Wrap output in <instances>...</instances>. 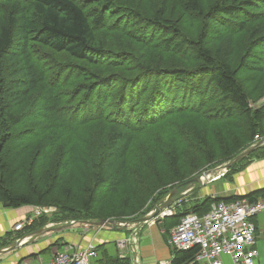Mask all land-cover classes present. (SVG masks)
I'll return each mask as SVG.
<instances>
[{
  "label": "trees",
  "instance_id": "1",
  "mask_svg": "<svg viewBox=\"0 0 264 264\" xmlns=\"http://www.w3.org/2000/svg\"><path fill=\"white\" fill-rule=\"evenodd\" d=\"M126 3L124 0H0V202L5 208L40 207L48 203V196L63 181V176H60L50 184L43 185L46 174H37L35 178L25 164L24 175H29L24 178L29 183L24 187L27 191H13L10 186L13 165L6 153H11L13 148L8 143L9 136L3 122L8 127L23 124L22 114L12 109L29 98L34 90L43 88L45 103L54 107L50 108L53 115H48L52 124L55 113L59 117H67L66 121H75L79 107L82 109L83 105H87L92 109L95 106L93 98L102 99V93L109 90L111 98L105 96L104 107L99 114L107 123L103 125V130L110 123L118 128L106 130V133L102 130L92 134L90 131L82 137V156L90 160L82 159V164H87V180H84L85 193L81 199L82 220L78 221L120 222L116 217L117 212L113 213L102 203L108 195L119 193L118 187L125 180V172L130 174L127 157L132 144L154 150L146 152L152 156V162L146 169L157 179H163L167 157L171 158V168L176 170L181 164L180 160L188 156L192 158L189 169L197 172L205 165L216 167L226 164L264 139V110L251 106L253 97L262 94L264 77L249 76L250 79L245 80L246 74L241 72L245 69L251 71V68L252 74H264V66L259 58L248 60L254 53L252 44L250 56L235 60L234 37L245 31L248 25L247 20L239 21L237 18L246 6L245 2L211 0L207 6H203L201 0H184L185 10L178 17L168 15L163 6L152 15L131 8ZM185 14L197 15L196 19L204 27L196 37L189 35L180 23V17ZM131 22L145 28L141 36L146 50L162 51L186 61L193 60L195 65L187 68L173 64L169 67L162 62L143 61L142 67L139 60H125L123 50L133 56L130 44L123 45L122 39L109 43L99 32L109 26L114 31L117 28L125 29ZM211 28L229 31L228 36L224 41L210 45L207 37ZM149 29L154 31L143 38ZM256 39H264V33ZM51 55H63L66 62L62 59L50 62L53 60ZM69 59L76 60V70L70 78L73 84L68 81L69 76L61 78V74L69 71L66 65ZM50 65L55 72L48 68ZM152 86L157 90L153 91ZM57 87L62 91L59 92ZM70 94L76 104L72 117L64 107L65 99ZM212 102L217 104L211 106ZM97 105L102 103L99 101ZM107 110L110 115H107ZM83 113L86 119L89 113ZM87 136H91V139ZM51 145L52 141L48 147ZM162 145L169 146L168 156L161 149ZM254 156L264 159V146L234 165L226 175L234 174L231 176L234 177ZM114 158L116 164L121 165L116 172H110L106 165ZM88 162L92 163L91 166ZM133 175L132 180L138 178L136 174ZM191 179L193 177L176 183L155 208L174 189ZM69 189L66 188L67 197H71ZM263 198L264 189H260L247 196H207L191 206L184 201L176 215L166 217L167 220L163 222L170 232L185 215L196 213L203 216L211 211L213 204ZM25 230L19 233L18 238L25 235ZM10 234L1 238L0 248L14 242L15 239L7 240ZM174 251L172 264H197L195 259L199 247ZM107 264L131 263L126 258L108 261Z\"/></svg>",
  "mask_w": 264,
  "mask_h": 264
},
{
  "label": "rangeland",
  "instance_id": "2",
  "mask_svg": "<svg viewBox=\"0 0 264 264\" xmlns=\"http://www.w3.org/2000/svg\"><path fill=\"white\" fill-rule=\"evenodd\" d=\"M125 1L127 2V6L138 9L140 12L152 15L156 14L161 6L165 8L168 15L173 17L180 16V12L185 10L184 0H124V2ZM232 1L245 2L246 6L243 8V11L240 12L237 18L239 21L247 20L248 22L246 30L234 37V46L236 51L235 60L240 61L242 57L250 56V47L252 44L254 47L252 52L254 53L248 58V60H258L259 58L264 66V39H256L258 36L264 33V3L261 2H264V0ZM201 2L203 6H207L211 0H201ZM195 16L197 15L185 14L180 17V23L182 27L187 32H189V35H192V37H196L204 28L202 27L201 21L196 19L197 17ZM123 28H117L114 31L113 27L109 26L104 29L105 31L102 30L99 33L100 36L106 41H109V43H114L117 39H122L123 45L130 44V46L133 48V56L127 53V51L123 50L124 53H126L125 60H130L129 62H132L133 60H139L138 62L140 65H142V67H144L142 63L143 61H150L151 63L162 62V64L169 67L173 66V64H179L187 68L195 65L193 60L186 61L178 59L176 56L166 55L162 51L146 50V48H144V43L141 36V33L145 28L140 26L138 27L135 24H132V22L129 23L125 29ZM153 31V29H149V32L143 38L148 37L150 32ZM228 33L229 31L224 32V30L220 28H211L209 30L207 39L210 42V45L218 44L220 41H224V39L228 36ZM136 39L138 41H136ZM107 45L112 47L109 44ZM117 53L119 52H116V54ZM59 56L61 58L51 55L50 58H53V60L50 62L62 59V61L65 63V57H63V55ZM75 61L76 60L72 59L67 60L66 65L69 71L61 74L62 79L69 76L68 81L71 82L70 78L72 77V73L76 70ZM45 63V61L42 63L44 68H46ZM50 67L48 66V68L53 71V67L51 65ZM249 69L251 71L246 69L241 71L243 74H246L244 76L245 80H249V76L251 78L256 76H259L260 78L264 77V74L261 73L252 74V69ZM55 71L56 70L53 72ZM166 86L169 89V84ZM56 89L59 90V92L62 91V89L58 87ZM146 90L151 92L152 90H157V88L152 86V90L148 88H146ZM108 92L109 90H105L102 93V99L99 97L93 98L92 103H94L95 106L92 109H89L87 105H83L82 109L79 107L78 117L75 119V121H66L67 117H64V115L59 117L58 113H55L54 118H52L54 120V125L51 123V119L48 118V115H53V111L50 108L54 107L51 105L47 106L48 102L45 103L44 94L46 95V93H44V89H38L37 91L34 90L30 94L29 98L27 97L22 102L16 104L12 109L17 114H22L23 124H20L17 127H8V124L5 123V121L3 122L4 130L9 136L8 143L13 148L11 153H6V157L13 165V173L11 175L12 182L10 184L13 191H27V188L24 187H26V185L29 183L24 178L29 175L28 173L27 176L24 175L23 166L25 164H27V169H31L33 174H35V178L37 174H46L42 180L44 182L43 185L47 183L50 184L52 180L63 176V181L58 184L59 187L52 191V193L48 196V203H43L40 207L25 206L19 208L20 210H24L26 208L29 210V215L26 219H24V222L28 221L30 225H26V230L24 229L26 232L23 234L26 235L32 233L44 226L56 227L82 220L80 217L82 213L81 199L85 193L84 180H87L85 175L87 164H82V159L90 160V158L82 156V137L90 131H92V134L94 132L96 134L97 132L105 129L107 123L103 122V117L99 114V112L100 109L104 107L103 99L105 96L111 98L108 95ZM71 95L72 94L66 97L64 103V107L70 112V117L74 116L76 112V109L74 110L76 104ZM99 101L102 103L100 106L97 105ZM215 104L217 103L212 102L211 106H214ZM251 106L254 109L264 110V89H262L261 95L256 94L253 97ZM83 111L89 113L86 119ZM107 115H110L109 110H107ZM112 128H118V126L116 124L110 123L108 124V127H106V130L109 131ZM106 130H103V132L106 133ZM88 136L86 138L90 140L91 136ZM20 138H24V140H19ZM148 140L149 139H146V141ZM50 141H52V145L50 146L51 149L48 147ZM121 146H123V144H121ZM161 149L163 150L164 154L168 156L170 153L169 146L162 145ZM147 151L154 150H147L142 148V146H136L135 144L131 145V150L129 151L127 157L129 164H127L129 166L127 168H130V174L125 172V177L123 176V179L125 180L118 187L119 193L108 195L107 199L102 203V205L105 204L107 208L112 209L114 211L113 213L117 212L118 216L116 217L120 222H132L150 214L154 211L155 205L161 201L168 190L176 183H180L182 180L189 177L195 178L201 175L202 172L213 170L219 167L205 165L201 168V170L194 172L192 171L193 168L189 169L192 158L185 156L180 160L181 164L178 166V169L174 170L171 168L173 166L171 163V158L167 157L168 163L164 165L163 171L165 177H163V179H157L151 171L146 169V166L152 162V156L147 155ZM116 154L117 151L115 156ZM261 161H264L262 157L254 156L253 159H251L243 168V170L247 169L251 164ZM91 164L92 163L88 162V165L91 166ZM120 165L121 163H119V165L116 164L114 158L108 162L106 167L110 172H116L118 166ZM133 174H136L138 178L132 180V177H134ZM224 174V176H221L220 178L208 184H199L188 188V193L184 197V201L187 204L190 203L189 206H191L197 201V198L198 200H201L207 196H212L214 192L221 193L224 183L231 182L233 180V177L231 176L234 175L227 176V173ZM88 179H90V176ZM66 188H70L69 190L71 197L66 196ZM184 193L180 197L184 196ZM3 209L7 208H5L0 202V210ZM155 220L166 221L167 218H161L160 215L158 219ZM28 228H30V230ZM85 230L90 231V233L94 231H103L106 234L124 233L126 236L127 233V235L130 237L135 235L134 232L131 233V231L128 230L125 231L98 229L93 227H77L73 230L45 236L40 242H47V245L49 246L47 247L48 251L46 253L49 254H51V251L49 250H51L53 247L58 248L61 251L64 250L65 247L71 245L77 246L79 248L80 245H78V243L82 241V231ZM10 232L12 234H10L11 236H8V241L11 239L17 240L21 238H18V235L21 232H15L13 229L8 233ZM97 234L99 233L97 232ZM73 240L77 241L73 242ZM30 246L31 245H26L24 248ZM19 251H22V248L15 252ZM15 252L0 255V264H5L13 257Z\"/></svg>",
  "mask_w": 264,
  "mask_h": 264
},
{
  "label": "built area",
  "instance_id": "3",
  "mask_svg": "<svg viewBox=\"0 0 264 264\" xmlns=\"http://www.w3.org/2000/svg\"><path fill=\"white\" fill-rule=\"evenodd\" d=\"M187 193L188 191L167 208L161 218L175 216ZM262 213L264 198L257 201L243 199L219 202L203 216L196 213L185 215L172 231L170 244L176 251H189L199 247V254L195 259L197 264H260L256 249L258 232L255 220ZM26 225L30 223L18 222L13 230L22 232ZM139 230L133 228L131 232L135 235L130 240L119 241L122 250L126 249L129 241H135ZM133 249L136 251L135 247ZM98 256L94 242L83 248L81 245L79 248L71 245L57 251L51 264H91Z\"/></svg>",
  "mask_w": 264,
  "mask_h": 264
},
{
  "label": "crops",
  "instance_id": "4",
  "mask_svg": "<svg viewBox=\"0 0 264 264\" xmlns=\"http://www.w3.org/2000/svg\"><path fill=\"white\" fill-rule=\"evenodd\" d=\"M260 189H264V161L255 162L236 174L231 182L224 183L221 193L214 192L212 196L217 198L247 196ZM28 213V208L24 210H0V239L13 229L14 224L24 221L28 217ZM255 223L258 232L256 246L259 253L258 262L264 264V213L256 218ZM165 225L160 220L147 223L137 232L135 241H129L125 250L120 248L119 241L122 239L130 240L132 236L130 237L127 233L125 236L124 233L106 234L103 231H97L99 233L97 234L96 231L90 233V231L85 230L82 231V241L78 245H81L82 248L93 242L97 245L99 256L92 260L91 264H107L108 261L126 258L130 259L131 264H172L174 251L170 240L174 228L169 232ZM40 241L41 239L30 247L15 252L5 264H20L19 260L21 259H24L21 264H51L54 254L61 250L53 247L49 250L51 254L46 253L49 245L47 242ZM76 241L73 240V242ZM134 247L136 251H134ZM34 255L36 256L34 257Z\"/></svg>",
  "mask_w": 264,
  "mask_h": 264
},
{
  "label": "water",
  "instance_id": "5",
  "mask_svg": "<svg viewBox=\"0 0 264 264\" xmlns=\"http://www.w3.org/2000/svg\"><path fill=\"white\" fill-rule=\"evenodd\" d=\"M264 146V139H261L256 144L252 145L250 148L243 151L239 154L236 158L231 160L230 162L219 166L216 169L208 170L203 172L201 175L191 179L190 181L186 182L182 186L174 189L160 204H158L153 212L150 214L132 222H117L115 220H99V221H79L73 222L70 224H63L61 226L56 227H45L34 231L32 233L26 234L21 238L15 240L11 245L0 248V255L9 254L19 250L20 248H24L26 245H32L36 243L38 240L42 239L45 236L56 234L59 232L73 230L77 227H93L98 229H110V230H128L131 231L133 228L141 229L147 223L157 219L160 215L164 213V211L169 208L178 198L187 191L188 188L194 185L199 184H208L210 183V177H213L219 173L217 177H221L224 173H227L234 165L238 164L240 161L244 160L245 158L249 157L252 153L256 150ZM24 260H19L20 262Z\"/></svg>",
  "mask_w": 264,
  "mask_h": 264
},
{
  "label": "bare ground",
  "instance_id": "6",
  "mask_svg": "<svg viewBox=\"0 0 264 264\" xmlns=\"http://www.w3.org/2000/svg\"><path fill=\"white\" fill-rule=\"evenodd\" d=\"M245 159H246V158H245ZM220 174H221V173H219V174H217V175H215V176H213V177H210V180L213 181V180L217 179V178H218L217 176L220 175ZM216 204H217V203H216ZM213 205H214V204H213Z\"/></svg>",
  "mask_w": 264,
  "mask_h": 264
}]
</instances>
